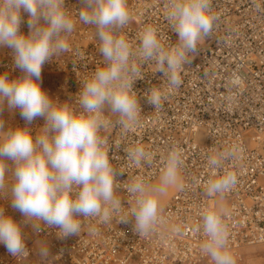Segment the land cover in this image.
Returning <instances> with one entry per match:
<instances>
[{"label":"built area","instance_id":"obj_1","mask_svg":"<svg viewBox=\"0 0 264 264\" xmlns=\"http://www.w3.org/2000/svg\"><path fill=\"white\" fill-rule=\"evenodd\" d=\"M170 4L171 0H127L130 19L117 30L129 43L132 64L139 69L133 91L140 105L137 123L127 130L115 123L118 116L106 108L103 118L112 123L99 132L117 171L121 213L113 214L108 223L81 218L78 235L63 238L53 227L42 225L41 231H34L10 207L7 197L3 207L23 225L29 255L16 259L0 245V264H212L202 252L207 239L202 215L209 210L220 214L227 226L234 264H243L249 249L264 251V0H211L216 17L212 33L199 42L195 53L188 54L191 62L180 69L181 83L176 88L168 86L154 62L141 63L137 58L145 27H154L165 47L177 41L167 20ZM81 6V0H65L76 21L67 37L69 49L42 68V80L49 82L42 88L54 102L73 108L83 82L103 66L95 28L78 19ZM22 17L21 32L27 35V14L22 12ZM1 66L14 77L22 75L8 48ZM151 88L161 91L162 107L147 102ZM44 124L37 118L25 125L20 118L13 128L27 126L36 136ZM136 146L148 152L139 167L127 158L126 150ZM173 150L182 161L179 186L159 208L153 230L140 235L132 218L121 222L130 217L134 206L126 185L136 179L154 184ZM210 156L220 160V175L236 174L237 183L230 191L209 195L208 181L216 178ZM41 248L48 249L47 256L40 255Z\"/></svg>","mask_w":264,"mask_h":264},{"label":"clouds","instance_id":"obj_2","mask_svg":"<svg viewBox=\"0 0 264 264\" xmlns=\"http://www.w3.org/2000/svg\"><path fill=\"white\" fill-rule=\"evenodd\" d=\"M78 19L95 28L103 66L97 67L77 94V107L58 104L41 87L42 68L55 55L69 49L68 35L76 21L65 8V0H0V48L12 52L14 67L21 76L10 79L0 72V113L15 112L31 125L43 117L42 132L34 136L25 127L8 128L0 119V192L8 194L10 207L24 217V223L39 232L41 226L58 229L63 238L76 236L81 218H99L108 223L113 214L122 211L116 196L119 184L117 171L106 150L107 141L99 135L111 121L104 119L105 109L117 115L116 124L129 129L138 121L140 105L133 82L138 67L133 66L132 49L117 30L130 19L127 0H81ZM27 14L28 34L21 32ZM167 20L177 41L165 47L164 38L154 27L140 33L137 58L141 63L154 62L170 88L179 87L180 69L191 61L199 42L211 35L216 17L211 0H171ZM62 33L64 35H62ZM162 93L151 88L147 102L162 107ZM77 108L82 109L78 111ZM51 133V135H50ZM127 158L139 167L148 152L136 146L127 149ZM11 168L9 179V164ZM210 169L216 178L209 179V195L230 191L237 183L234 172L220 175L221 162L209 157ZM179 152H169L159 185L150 186L142 179L126 185L134 201L130 217L134 230L146 235L159 222L158 194L174 184L181 165ZM202 229L207 237L202 252L212 264H234L228 249V230L220 214L205 211ZM0 245L14 258L29 255L23 225L0 206ZM42 257L47 248L40 249Z\"/></svg>","mask_w":264,"mask_h":264},{"label":"rangeland","instance_id":"obj_3","mask_svg":"<svg viewBox=\"0 0 264 264\" xmlns=\"http://www.w3.org/2000/svg\"><path fill=\"white\" fill-rule=\"evenodd\" d=\"M6 50V47L0 48V72H6L4 68H2L1 63L3 61V54ZM8 73V72H7ZM9 78L13 79L16 78L10 73H8ZM49 85V82L43 81L41 82V87ZM19 110H16L15 112H8L5 110L3 113H0V119H3L6 122L5 130L8 128H13V126H16L20 119ZM41 121L45 122V119L43 117L39 118ZM9 164V179L11 178V168L14 167L11 161L8 162ZM179 176L176 180V182L166 188V191L163 194H158L157 198L159 201V207L164 206L169 198L172 196V194L176 191V189L179 186ZM160 178L152 185H159ZM8 194L0 192V206H3L5 204V200L7 199ZM243 264H264V251L261 248H255V249H249L246 251V256L244 258Z\"/></svg>","mask_w":264,"mask_h":264},{"label":"bare ground","instance_id":"obj_4","mask_svg":"<svg viewBox=\"0 0 264 264\" xmlns=\"http://www.w3.org/2000/svg\"><path fill=\"white\" fill-rule=\"evenodd\" d=\"M159 178H160V177H159ZM159 178H158V179H159ZM158 179H157V180H158ZM157 180H156V181H157ZM179 180H180V179H179ZM156 181H155V182H156ZM155 182H154V183H155ZM179 183H180V182H179ZM152 185H153V184H152ZM152 185H151V186H152ZM161 207H163V206H160L159 208H161Z\"/></svg>","mask_w":264,"mask_h":264}]
</instances>
